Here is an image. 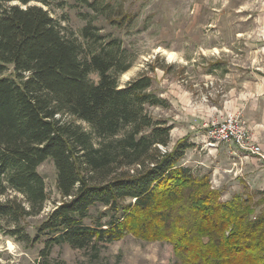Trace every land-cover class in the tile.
I'll return each instance as SVG.
<instances>
[{
    "label": "trees",
    "instance_id": "obj_1",
    "mask_svg": "<svg viewBox=\"0 0 264 264\" xmlns=\"http://www.w3.org/2000/svg\"><path fill=\"white\" fill-rule=\"evenodd\" d=\"M50 1L0 0V220L12 226L6 233L31 241L21 222L49 200L38 168L50 159L61 201L38 227L34 242L44 239V249L35 264H65L51 259L56 245L97 249L127 235L171 244L178 264H264V190L245 187L223 200L210 174L182 164L192 143L185 137L170 148L173 125L150 115L148 107H169L152 91L153 78L141 74L120 85L133 60L121 39L95 24V16H111L110 5L74 0L96 14L82 15L79 40L38 5ZM97 206L110 220L87 224Z\"/></svg>",
    "mask_w": 264,
    "mask_h": 264
},
{
    "label": "rangeland",
    "instance_id": "obj_2",
    "mask_svg": "<svg viewBox=\"0 0 264 264\" xmlns=\"http://www.w3.org/2000/svg\"><path fill=\"white\" fill-rule=\"evenodd\" d=\"M102 1L103 9L110 5L111 16L108 19L95 16V24L102 35L121 39L133 60L130 70L120 76V85L123 87L141 74L153 78L152 91L166 99L169 107H148V111L154 119L166 120L173 125L170 148L186 131H203L206 138L214 121L230 115L242 119L252 143L257 145L244 119V108L225 113L221 104L224 107L223 101L235 92L244 94L247 86H264V0ZM38 5L66 27L68 37L80 40V30L86 25L82 15L92 13L91 10L77 5L74 0H51L47 6ZM91 78L95 82L99 80L96 73ZM262 87H257V94L264 98ZM261 104L263 108L264 100ZM262 110L256 113L254 120L264 128ZM69 119V116L65 117V120ZM81 124L89 130L87 124ZM191 124L194 128L188 129ZM192 169L197 174L211 176L208 169ZM38 171L44 177L49 200L41 214L21 222L31 237L29 242L7 234L12 226L0 220V264H35L40 259L44 239L34 242V238L38 227L61 201V196L53 161H45ZM213 179L211 177L212 186L215 184ZM253 179L251 190H264V174ZM232 183L229 181L220 187L228 200L239 190ZM109 220L106 209L97 206L92 208L90 218L85 222L96 225L98 222L106 224ZM51 259L65 264H178L171 244L146 242L132 235L111 244H100L97 249L80 250L56 245Z\"/></svg>",
    "mask_w": 264,
    "mask_h": 264
},
{
    "label": "crops",
    "instance_id": "obj_3",
    "mask_svg": "<svg viewBox=\"0 0 264 264\" xmlns=\"http://www.w3.org/2000/svg\"><path fill=\"white\" fill-rule=\"evenodd\" d=\"M257 87L262 86H257L256 84L247 86L244 94L235 92L231 98L223 101L224 107L222 104L221 107L225 113H233L237 109L244 108V119L249 124L255 141L262 148L264 154V128L259 127L260 125L254 120V117L257 116L256 113L263 109L261 122L264 124V105L262 108L261 104L264 98L257 94ZM205 119H208V117H205ZM193 128V124L188 126V129ZM195 132L192 130L191 132L186 131L182 133V135L178 136L175 144L185 137L189 139L192 147L186 151L182 164L190 168L208 169L211 177H214L213 182L215 184H213V188L220 190V187H224L226 183L231 181L236 189L239 188L236 193L238 194L245 187L251 189L250 185L255 180L253 178H258L264 174V158L250 155V153L239 149L232 143H222L216 147H208L206 145V138L204 137L205 133L203 131ZM222 193L225 200H227V194L224 195V192Z\"/></svg>",
    "mask_w": 264,
    "mask_h": 264
},
{
    "label": "built area",
    "instance_id": "obj_4",
    "mask_svg": "<svg viewBox=\"0 0 264 264\" xmlns=\"http://www.w3.org/2000/svg\"><path fill=\"white\" fill-rule=\"evenodd\" d=\"M208 147H216L222 143H232L239 149L264 158L262 148L252 143L249 132L239 116L230 115L221 121H214L207 130ZM165 151V149H162Z\"/></svg>",
    "mask_w": 264,
    "mask_h": 264
}]
</instances>
